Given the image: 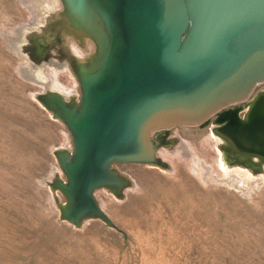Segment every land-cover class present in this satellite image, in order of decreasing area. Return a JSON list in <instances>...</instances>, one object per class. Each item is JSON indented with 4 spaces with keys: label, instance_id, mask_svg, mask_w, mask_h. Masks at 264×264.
Instances as JSON below:
<instances>
[{
    "label": "rangeland",
    "instance_id": "rangeland-1",
    "mask_svg": "<svg viewBox=\"0 0 264 264\" xmlns=\"http://www.w3.org/2000/svg\"><path fill=\"white\" fill-rule=\"evenodd\" d=\"M62 4L0 0V264H264V168L226 163L212 121L153 132L163 165L113 164L128 184L94 196L115 228L60 219L72 139L37 95L76 103L94 50Z\"/></svg>",
    "mask_w": 264,
    "mask_h": 264
},
{
    "label": "water",
    "instance_id": "water-1",
    "mask_svg": "<svg viewBox=\"0 0 264 264\" xmlns=\"http://www.w3.org/2000/svg\"><path fill=\"white\" fill-rule=\"evenodd\" d=\"M94 51L75 70L76 103L37 95L70 132L55 156L65 181L60 219H101L94 196L128 184L114 163L163 165L151 134L204 125L239 152L264 160V0H62ZM246 103L245 107L236 105Z\"/></svg>",
    "mask_w": 264,
    "mask_h": 264
},
{
    "label": "bare ground",
    "instance_id": "bare-ground-1",
    "mask_svg": "<svg viewBox=\"0 0 264 264\" xmlns=\"http://www.w3.org/2000/svg\"><path fill=\"white\" fill-rule=\"evenodd\" d=\"M62 15L63 14L61 13V16ZM66 22L69 23L68 20H66ZM64 26L65 25H64V20H63V21H61V26H59V27L61 28ZM63 29L65 30V28H63ZM75 32L79 33V35L81 34L82 36H85V38H87V39H90L85 34L79 32V31H75ZM90 41L93 43V41L91 39H90ZM93 45H94V43H93ZM94 49H95V47H94ZM212 131H213V128H212ZM213 133L221 141V150L223 152L224 160L226 161V163H228V164L237 163V165H239V167L247 166L248 167L247 169H250V167H251L252 169L257 170V171H260L262 166L264 168V160L261 159L259 156L255 157V156L250 155V154L247 155V153L239 152L238 149H236V147L234 146V144H232L228 139L219 135L215 131H213Z\"/></svg>",
    "mask_w": 264,
    "mask_h": 264
},
{
    "label": "flooded vegetation",
    "instance_id": "flooded-vegetation-1",
    "mask_svg": "<svg viewBox=\"0 0 264 264\" xmlns=\"http://www.w3.org/2000/svg\"><path fill=\"white\" fill-rule=\"evenodd\" d=\"M78 36H79L80 39L85 38V36H83V38H82V35H79V33H78ZM83 40H84V39H83ZM261 91H263V90H261Z\"/></svg>",
    "mask_w": 264,
    "mask_h": 264
}]
</instances>
